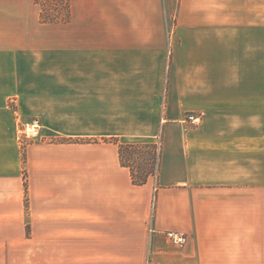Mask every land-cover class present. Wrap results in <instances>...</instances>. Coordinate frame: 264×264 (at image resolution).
<instances>
[{
    "label": "crops",
    "instance_id": "1",
    "mask_svg": "<svg viewBox=\"0 0 264 264\" xmlns=\"http://www.w3.org/2000/svg\"><path fill=\"white\" fill-rule=\"evenodd\" d=\"M69 9L0 0V264H264V0ZM111 137L161 138L157 179Z\"/></svg>",
    "mask_w": 264,
    "mask_h": 264
},
{
    "label": "trees",
    "instance_id": "2",
    "mask_svg": "<svg viewBox=\"0 0 264 264\" xmlns=\"http://www.w3.org/2000/svg\"><path fill=\"white\" fill-rule=\"evenodd\" d=\"M61 0H58V2ZM36 3H39L36 0ZM41 19L44 22H56L57 18L46 15L45 9L41 8ZM72 141H91L98 142V139L90 140H72ZM105 141H111L119 146L121 164L128 167L131 172L132 182L135 185H142L148 182V179L159 171L160 152L152 142H132L124 143L116 137L106 138ZM136 157L142 161L136 162Z\"/></svg>",
    "mask_w": 264,
    "mask_h": 264
},
{
    "label": "built area",
    "instance_id": "3",
    "mask_svg": "<svg viewBox=\"0 0 264 264\" xmlns=\"http://www.w3.org/2000/svg\"><path fill=\"white\" fill-rule=\"evenodd\" d=\"M206 117L205 111H195L190 110L187 112L185 122L194 124V125H200L203 123L204 118ZM43 124L39 117H33L29 120H24L21 122L20 125V139L24 145H28L35 141H46L47 136L43 135ZM161 145L158 144V151L160 152ZM158 152V153H159ZM157 172L154 175L155 180L157 179ZM157 190V181H156V189ZM155 198V195H154ZM151 231H153V228H150ZM168 241L177 247H183L186 243V237L184 234L178 233V232H167L166 233ZM146 264H151V259L147 261Z\"/></svg>",
    "mask_w": 264,
    "mask_h": 264
},
{
    "label": "rangeland",
    "instance_id": "4",
    "mask_svg": "<svg viewBox=\"0 0 264 264\" xmlns=\"http://www.w3.org/2000/svg\"><path fill=\"white\" fill-rule=\"evenodd\" d=\"M38 6L40 9L43 7L45 9L46 15L53 16L57 18V21H67L69 18V0H61L58 2V0H38ZM257 79L258 80H264V72L263 73H258L257 74ZM23 121V120H22ZM20 121V125L21 122ZM20 129V126H19ZM53 140L54 138L48 137L46 141ZM161 144V138H156V141L154 142L155 148L158 151V144ZM23 144V143H22ZM23 146H26L23 144ZM161 151V150H160ZM136 162L137 161H142L140 158L136 157ZM156 174V173H155ZM154 174V175H155ZM158 174V171H157ZM154 175H152L154 177ZM155 201V199H154Z\"/></svg>",
    "mask_w": 264,
    "mask_h": 264
}]
</instances>
